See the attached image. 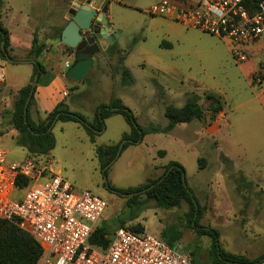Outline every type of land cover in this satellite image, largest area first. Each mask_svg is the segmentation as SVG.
<instances>
[{
	"label": "rangeland",
	"instance_id": "1",
	"mask_svg": "<svg viewBox=\"0 0 264 264\" xmlns=\"http://www.w3.org/2000/svg\"><path fill=\"white\" fill-rule=\"evenodd\" d=\"M30 1L17 0L23 6ZM161 1L110 0L108 14L120 31L118 43L127 57H111L108 51L104 57L97 56L95 68L76 82L79 89L70 90L64 103L92 123L93 102L109 104L118 99L142 129H164L169 123L167 106L182 107L199 96L204 118L179 124L169 132L146 134L106 166L110 157L101 160L96 147L125 142L131 126L123 115L105 119L94 144L82 125L56 121L52 129L55 148L35 158L42 164L51 163L77 189L104 198L108 207L101 225L112 229L127 212L128 197L116 190L157 180L170 163L179 162L201 207L199 226L217 230L225 252L255 260L264 255V39L236 44L151 15L150 8ZM236 49L247 55V61H235ZM20 69L25 68H8L10 75ZM122 69L130 72L131 84L125 82ZM207 95L222 102V115L209 111L212 100ZM8 126L0 133V149L7 151L8 163L21 162L28 150L17 143L19 132L16 139L10 129L14 127ZM26 192L16 191L12 199L19 201ZM139 199L144 202L146 196ZM145 206L139 218L126 226L142 222L147 233L160 239L165 230L172 229L180 234L176 243L191 253L195 264H214L213 238L193 228L187 202L170 210L152 201Z\"/></svg>",
	"mask_w": 264,
	"mask_h": 264
},
{
	"label": "built area",
	"instance_id": "2",
	"mask_svg": "<svg viewBox=\"0 0 264 264\" xmlns=\"http://www.w3.org/2000/svg\"><path fill=\"white\" fill-rule=\"evenodd\" d=\"M178 1L180 6L162 0L149 12L236 44H254L264 37V0ZM233 57L237 63L248 59L237 49ZM7 161V151L0 149V221L17 225L38 242L42 254L36 264H195L177 243L146 231L118 228L105 250L92 245L90 238L105 219L104 198L77 189L51 163L29 157ZM24 189L23 199H12Z\"/></svg>",
	"mask_w": 264,
	"mask_h": 264
},
{
	"label": "trees",
	"instance_id": "3",
	"mask_svg": "<svg viewBox=\"0 0 264 264\" xmlns=\"http://www.w3.org/2000/svg\"><path fill=\"white\" fill-rule=\"evenodd\" d=\"M4 0H0V57L4 60H15L11 56L9 32L2 24V15L4 8ZM61 32L59 33V37ZM5 42V49L2 50L1 43ZM116 50V45L112 46ZM45 46L38 44L34 39L32 48L28 54V60L34 64V74L31 83L17 92L13 112L11 116V125L20 134L17 143L28 150V157L37 159L35 157H42L49 155L51 150L55 148L56 139L52 132L53 125L56 121L62 122H76L86 130L90 136V141L95 143V135H98L104 129V120L113 114H120L125 117L131 126V134L125 135L122 142L124 145L122 150L130 144L141 142L146 134L169 132L179 124H189L195 120H202L204 118L205 110L199 103L200 97L194 96L188 100L184 106H167L165 109V116L169 123L164 129L150 127L142 129L136 122L133 113L128 110L118 99H113L109 104H101L97 107L94 121L88 122L84 116L79 113L70 111L68 106L61 102L52 112L48 114L46 119L34 122L29 114V109L34 101V94L28 106L27 114L24 113L26 100L32 89V82L37 73L39 77L45 72L41 56L44 53ZM70 51L71 49L68 48ZM123 64V59L120 60ZM125 82L132 83V77L127 69H122ZM38 83V82H37ZM36 92V87L34 93ZM207 99L212 100L209 111L213 115H217L223 111L222 102L207 95ZM121 144V143H120ZM120 144L110 147H96L97 155L101 160L110 157L104 164L108 165L116 156L119 151ZM160 155H165L164 151L159 152ZM185 175V168L179 162H172L165 168L163 176L157 180L149 181L147 184L137 187L128 188L125 190L117 189L116 192L121 196L128 197L127 199V212L122 213L117 219L118 226L112 229L108 225H99L93 232L90 243L96 247L105 250L109 243V236L118 228H127L135 233L145 231L142 223H137L134 226H126L128 222L134 221L139 218L140 213L147 209L146 202L152 201L156 207L163 209H173L180 207L183 202H187L190 206L189 222L193 228L199 230L202 235H207L213 238V254L214 264H261L264 261V255L255 259L248 260L243 256H237L225 252L220 247L219 233L217 230L200 227L199 220L201 217V207L194 195L193 191L189 188L187 182H183ZM29 180H24L27 184ZM146 196V201L141 202L140 197ZM169 234L172 236L169 237ZM164 240L170 244L176 243L180 234L173 232L172 229H167L163 232ZM42 254V248L38 242L33 239L28 233L22 231L17 225L8 221H0V264H36Z\"/></svg>",
	"mask_w": 264,
	"mask_h": 264
},
{
	"label": "crops",
	"instance_id": "4",
	"mask_svg": "<svg viewBox=\"0 0 264 264\" xmlns=\"http://www.w3.org/2000/svg\"><path fill=\"white\" fill-rule=\"evenodd\" d=\"M76 1L86 0H31L28 6L18 5L17 0H4L2 24L9 32V51L15 60L8 61L0 57V69L4 72V82L0 86V126L2 127L0 133L3 132L5 126L11 125L17 92L31 83L34 64L27 57L34 39L45 46L41 56L45 72L39 77L36 85L34 101L29 109L31 119L34 122L46 119L48 114L70 95V90L79 89L80 84L77 85V81L66 77L68 68L74 62V54L70 55L68 47L61 42V35L59 37V33L62 34L70 21L69 11ZM109 2L104 3H107L106 14L109 27L115 30L108 14ZM118 39L114 43L116 50L112 48L114 44L109 45L106 50H103L100 44L101 51L104 53L108 51V55L118 53L114 57H127L126 50L118 43ZM98 57L104 56L100 53ZM95 66L96 62L93 68ZM19 67L25 69L14 70L10 75L8 68ZM101 104L103 103L99 101L91 104L93 118L97 107ZM222 114L223 112L220 115ZM10 129L17 139L16 129ZM218 131L219 128H217V133Z\"/></svg>",
	"mask_w": 264,
	"mask_h": 264
},
{
	"label": "water",
	"instance_id": "5",
	"mask_svg": "<svg viewBox=\"0 0 264 264\" xmlns=\"http://www.w3.org/2000/svg\"><path fill=\"white\" fill-rule=\"evenodd\" d=\"M106 1L110 0L76 1L71 6L69 11L70 21L61 34V42L68 48L74 50V62L66 72V77L71 80L81 81L95 64L93 54L82 52L81 46L82 40L84 39V32L100 35V44L103 50H106L109 45H113L119 37L120 31L113 30L109 27L106 14L107 3L104 4ZM1 48L2 50L5 49V42L1 43ZM7 59L10 61L9 58ZM38 79L39 73L35 75L32 82V89L25 103V114H27L28 106L34 94ZM123 145L124 143L120 145L117 155L120 154ZM183 182H186L185 175L183 176Z\"/></svg>",
	"mask_w": 264,
	"mask_h": 264
},
{
	"label": "flooded vegetation",
	"instance_id": "6",
	"mask_svg": "<svg viewBox=\"0 0 264 264\" xmlns=\"http://www.w3.org/2000/svg\"><path fill=\"white\" fill-rule=\"evenodd\" d=\"M81 49L82 52L84 53L93 54L94 60L100 53H102V56L104 55V52L101 51V47H100V35L84 32V39L82 40ZM72 54H74V50L71 49L70 55ZM115 54L118 53L116 52L110 53V56L114 57Z\"/></svg>",
	"mask_w": 264,
	"mask_h": 264
}]
</instances>
